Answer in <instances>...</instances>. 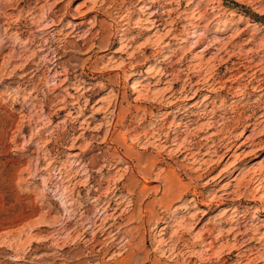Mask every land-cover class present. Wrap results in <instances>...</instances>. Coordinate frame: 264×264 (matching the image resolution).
<instances>
[{"label": "rangeland", "instance_id": "obj_1", "mask_svg": "<svg viewBox=\"0 0 264 264\" xmlns=\"http://www.w3.org/2000/svg\"><path fill=\"white\" fill-rule=\"evenodd\" d=\"M0 264H264V0H0Z\"/></svg>", "mask_w": 264, "mask_h": 264}, {"label": "bare ground", "instance_id": "obj_2", "mask_svg": "<svg viewBox=\"0 0 264 264\" xmlns=\"http://www.w3.org/2000/svg\"><path fill=\"white\" fill-rule=\"evenodd\" d=\"M148 8V7H147ZM163 21V20H162ZM152 22V21H151ZM157 23V21H153V24H155L156 26H158V25H160V23H158V24H156ZM162 23V22H161ZM152 24V23H151ZM152 27V26H151ZM155 27V26H154ZM175 29V28H174ZM126 30V29H125ZM155 35V34H154ZM166 35V34H165ZM168 35V34H167ZM168 43V42H167ZM117 52V51H116ZM242 64V63H241ZM153 71V70H152ZM216 85V84H215ZM210 86V85H209ZM134 89V88H133ZM212 90V89H211ZM179 100V99H178ZM177 102V101H176ZM160 136V135H159ZM163 137V136H162ZM161 138V137H160ZM159 138V139H160ZM168 138H169V136H168ZM177 140V139H176ZM164 143H167V139L165 138L164 140ZM226 141V140H225ZM224 142V141H223ZM222 142V143H223ZM230 142V141H229ZM175 143L176 142H174V145H175ZM162 144V143H161ZM225 145V144H224ZM228 145V144H227ZM221 147H222V145H221ZM226 147V146H225ZM186 150V149H185ZM217 150V149H216ZM230 150V149H229ZM226 151H228V149L226 150ZM184 152V151H183ZM193 153V152H192ZM187 154H191V151L189 150L188 151V153ZM138 161H139V163L141 162V160H139L138 159ZM91 164V163H90ZM87 168H88V165H87ZM142 171H143V173H147V174H149L150 173V170H147L146 168H142ZM151 174V173H150ZM177 188H179V187H177ZM174 191V190H173ZM179 191V190H178ZM175 194H176V192H174ZM176 195H178V194H176ZM194 195H195V197H197L196 196V192H194ZM179 196V195H178ZM166 197V196H165ZM198 198V197H197ZM110 199V198H109ZM168 199V198H167ZM194 200V199H193ZM115 203L116 202H118V201H116V200H113ZM108 202V201H107ZM110 202H111V200L108 202V206L106 205V208L105 209H108L109 208V205H110ZM120 202V201H119ZM120 204V203H119ZM110 209V208H109ZM109 228V227H108ZM105 229V228H104ZM107 229V228H106ZM212 244V243H211Z\"/></svg>", "mask_w": 264, "mask_h": 264}]
</instances>
